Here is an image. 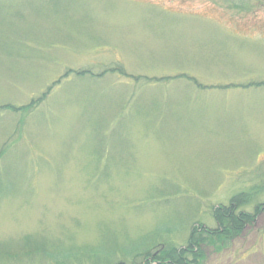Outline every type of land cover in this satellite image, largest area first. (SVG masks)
<instances>
[{
	"label": "rangeland",
	"instance_id": "374dc122",
	"mask_svg": "<svg viewBox=\"0 0 264 264\" xmlns=\"http://www.w3.org/2000/svg\"><path fill=\"white\" fill-rule=\"evenodd\" d=\"M241 193L200 264H264V0H0V264H143Z\"/></svg>",
	"mask_w": 264,
	"mask_h": 264
},
{
	"label": "trees",
	"instance_id": "16d2710c",
	"mask_svg": "<svg viewBox=\"0 0 264 264\" xmlns=\"http://www.w3.org/2000/svg\"><path fill=\"white\" fill-rule=\"evenodd\" d=\"M119 70L120 72L122 71V69ZM248 197V194L241 193L232 198L228 207L217 208L214 212V216L218 221L216 229L194 227L187 246L165 249V245H161V247H164L154 253L152 258L147 255L143 264H150L151 261L157 264H200L205 259V246L213 244L226 246V243H231L236 237L242 235L246 225L255 220L259 209L254 213L236 212L237 206L245 203Z\"/></svg>",
	"mask_w": 264,
	"mask_h": 264
},
{
	"label": "crops",
	"instance_id": "0c3cea01",
	"mask_svg": "<svg viewBox=\"0 0 264 264\" xmlns=\"http://www.w3.org/2000/svg\"><path fill=\"white\" fill-rule=\"evenodd\" d=\"M255 247L256 246H252L245 253L240 255V257H237L228 264H261V254L258 253V250H255Z\"/></svg>",
	"mask_w": 264,
	"mask_h": 264
}]
</instances>
